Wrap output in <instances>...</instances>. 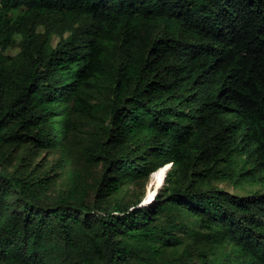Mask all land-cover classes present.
I'll return each mask as SVG.
<instances>
[{"label": "trees", "instance_id": "1", "mask_svg": "<svg viewBox=\"0 0 264 264\" xmlns=\"http://www.w3.org/2000/svg\"><path fill=\"white\" fill-rule=\"evenodd\" d=\"M0 264H264V0H0Z\"/></svg>", "mask_w": 264, "mask_h": 264}, {"label": "rangeland", "instance_id": "2", "mask_svg": "<svg viewBox=\"0 0 264 264\" xmlns=\"http://www.w3.org/2000/svg\"><path fill=\"white\" fill-rule=\"evenodd\" d=\"M14 45H13V48L10 49L9 51H7L8 54H10L11 56L12 55H15L17 52H18V49H19V37H14ZM55 43V40L52 41V45ZM71 119V121L74 122V124H72L75 129H73L71 131V133L68 135V138L66 140V145L70 150H72V153H70V158H72L73 160V163L68 165L67 166V169H74L77 170L78 169V164H76V160L74 158L75 156V153H76V149L78 148V141H79V136L82 137V134L80 133L79 135L76 133L79 129L84 132L86 130H88L89 128V124H88V121H85V120H81L79 118H76V117H69ZM75 150V151H74ZM7 151H11V153H14V150L12 148H9ZM74 151V152H73ZM19 153H24V150L23 149H18L17 150V154ZM58 156L59 154L58 153H55V152H51V153H47L44 155V153H40L37 158L34 160V163H38L40 160H42L41 158H45V161L44 163H49V164H52V163H55L56 160L58 159ZM56 172L55 173H59V169H54ZM166 171V170H165ZM152 175V174H151ZM151 175L148 179V181L146 183H144L143 185V189L141 190H133V195L134 194H137L139 196H141L143 198L140 206H145V205H149V203L151 202H148L146 201L147 198L149 196H151V190L152 192L155 190V189H159L161 188L162 185H160L159 187H156L155 183L152 182L151 180ZM62 178V176H61ZM163 184V183H162ZM216 187L220 188V189H225L227 190L228 192H231L233 194H237V195H243V194H247L251 188L249 187H244L243 184H232V183H214ZM132 193V192H131ZM154 199V198H153Z\"/></svg>", "mask_w": 264, "mask_h": 264}, {"label": "bare ground", "instance_id": "3", "mask_svg": "<svg viewBox=\"0 0 264 264\" xmlns=\"http://www.w3.org/2000/svg\"><path fill=\"white\" fill-rule=\"evenodd\" d=\"M165 169H166L165 167H162V168H159L154 173H152L151 180L152 182L155 183L156 187H159L160 185H162L164 177H165ZM151 193H152V190H151Z\"/></svg>", "mask_w": 264, "mask_h": 264}, {"label": "clouds", "instance_id": "4", "mask_svg": "<svg viewBox=\"0 0 264 264\" xmlns=\"http://www.w3.org/2000/svg\"><path fill=\"white\" fill-rule=\"evenodd\" d=\"M154 192V191H153ZM151 193V196H149L148 198H147V200L146 201H148V202H152L153 201V198L155 197V195H156V193L154 194V193ZM153 195V196H152Z\"/></svg>", "mask_w": 264, "mask_h": 264}, {"label": "water", "instance_id": "5", "mask_svg": "<svg viewBox=\"0 0 264 264\" xmlns=\"http://www.w3.org/2000/svg\"><path fill=\"white\" fill-rule=\"evenodd\" d=\"M165 168H166L165 170H167V166H165ZM153 193L155 194V193H156V190H154V192H153Z\"/></svg>", "mask_w": 264, "mask_h": 264}]
</instances>
